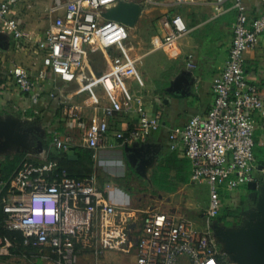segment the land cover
I'll use <instances>...</instances> for the list:
<instances>
[{
    "label": "built area",
    "instance_id": "built-area-1",
    "mask_svg": "<svg viewBox=\"0 0 264 264\" xmlns=\"http://www.w3.org/2000/svg\"><path fill=\"white\" fill-rule=\"evenodd\" d=\"M153 4L154 0H54L57 16L45 37L35 45L41 53L42 68L34 78L30 71L15 66L9 75L24 94L36 89V80L50 76L70 82L84 69L87 57L102 51L110 57V69L99 77V84L112 96L110 104L96 102L94 113L83 133L86 148L112 152L144 142L160 128V115L148 112L141 97H132L124 80L135 76V61L123 50L130 28L107 20L103 13L119 2ZM190 0H176L185 4ZM232 1L237 10L233 37L225 67L213 79L214 103L205 116H194L186 125L174 127L169 134L171 149L182 146L191 163V181L207 183L210 200L203 214V226L187 218L161 212L142 213L120 207L110 197L112 185L101 184L95 174L76 179L57 160L42 163L25 161L8 180H0V200L8 230L20 232L24 245L43 252L49 264H77L81 252H137L136 264H226L227 256L215 237L212 224L221 216L223 199L251 183H264L255 148L253 116L264 113V100L257 85L246 75L245 53L254 49L264 34V14L250 18L243 0H213L217 15ZM18 0L0 2V32L10 33L17 46L29 42V34L12 17ZM162 34L153 37L154 49L177 42L188 32L180 15L161 19ZM123 96V97H122ZM123 99V100H122ZM134 103V104H133ZM134 113L138 123L126 132L109 134L110 118L121 112ZM83 108L65 104L63 117L79 121ZM55 147L69 152L70 139L53 137ZM136 147V146H135ZM141 225L137 243L132 234ZM15 243L0 239V256L10 257Z\"/></svg>",
    "mask_w": 264,
    "mask_h": 264
},
{
    "label": "crops",
    "instance_id": "crops-1",
    "mask_svg": "<svg viewBox=\"0 0 264 264\" xmlns=\"http://www.w3.org/2000/svg\"><path fill=\"white\" fill-rule=\"evenodd\" d=\"M212 1L190 0L185 4H178L176 0H154L152 5L145 4L146 9L132 30L139 28L140 31L144 26H147V22L144 21V13L149 7L148 11L151 14L155 15L158 11L161 13L158 17L159 20L152 21L155 24L152 30L154 32L146 35L147 32L144 33L141 30L142 39L137 38L138 36L135 34V41L132 42L129 38L125 42V45H130V48H125L124 44L117 48V53L120 54L123 50L127 55L125 57L135 61V76L124 80L127 94L132 97H141L149 113L160 115L159 130L152 133L146 141L135 145L138 148L145 147L149 152V156L144 154V157L153 158L151 163L141 169L142 175L151 176L153 185L155 178L163 180L166 188L161 189L156 186L160 191L159 197L162 200H172L173 204L177 196L180 197L183 191L186 193L189 186L195 183L191 181V163L185 158L182 146L176 150L171 149L170 131L174 127L186 125L194 116L207 115L212 108L214 103L213 79L225 67L232 43L233 24L237 10L233 7L232 1H228L225 5V13L217 15ZM242 4L250 18L264 14V0H243ZM53 8L54 0H18L12 17L30 36V41L21 42L20 47L17 46V41L10 33L0 32V117L17 119L28 135L27 149L18 152L11 148L0 153V172L5 169L7 161L14 160L17 155H23L22 160L10 172L11 176L25 161L34 163L48 161L50 149L45 148V145L47 146V143L52 139L51 147L55 149L53 142L55 135L70 139L69 152H65L67 153L66 157L76 160L77 152L89 150L85 146L83 133L94 113L96 106L94 104L99 102V105L103 106L110 104L113 100L110 93L99 84V77L109 71L111 60L102 51L91 53L86 59L83 71L72 81L64 82L54 76H50L46 81L36 80L37 89L31 94L22 93L9 75V71L13 67L22 66L30 71L34 78L37 77V72L42 68V54L37 52L35 45L45 37L54 19L62 13V11ZM174 15H180L185 20L188 32L172 45L158 50L152 47L149 49L146 45L147 51L136 54L141 49L142 43L151 46L153 37L162 34L161 19ZM144 35H146L145 38H143ZM144 39H147L148 43H145ZM132 51L135 53L132 54ZM97 54H101V59H94V55ZM153 56H155L153 59L147 61ZM245 60L247 79L257 85L264 100V34L260 37L258 45L245 53ZM83 78L90 81L83 83ZM85 97H90L92 100L82 104L81 100ZM65 104L81 106L84 111L82 119L79 121L65 119L62 113ZM42 116L47 120L46 123L30 122L35 118L41 119ZM253 118L255 145L260 149L259 151L264 153V113H257ZM48 120H50L49 123ZM108 122L109 134L113 138L115 133L126 132L133 128L138 123V117L134 111H124L114 118H110ZM44 127L51 128L49 134ZM77 129L82 133V142L80 143L75 142L71 135ZM44 130H46L44 136L47 138L50 136V139L41 136L45 132ZM39 143H41V149L38 147ZM70 148H73L74 151L70 152ZM127 149L122 148L112 152L123 155L131 153ZM101 153L99 152L98 155ZM256 159L259 165L264 166L260 164L264 160V156H256ZM94 160L96 166L97 158ZM138 161L140 162V159ZM155 164L156 166L159 164L157 169L153 167ZM162 167L167 170L162 171ZM5 174H8V171ZM94 174L97 176L96 172ZM157 174L158 177H155ZM172 189L174 191L171 192ZM189 193L192 196L193 192L189 190ZM250 193L251 190L247 186H242L236 192L226 195L223 199V206L228 209L229 213H224V215L221 213L219 218L223 220L218 218L217 221L226 226L239 225L243 219L241 215L243 209L248 210L249 204H253L249 199ZM110 197L112 202L120 207L135 209L132 207L129 195L122 189L112 188ZM226 198L227 200H225ZM192 200L185 203L191 210L194 207ZM170 203L166 202V204ZM224 204H227L228 207ZM174 205V208L171 209L173 212H170V205H164V202L153 211L187 217L186 214L177 212L179 206L183 205L182 200H177ZM236 209H239L238 213H236ZM203 214L204 212L200 216L202 222H204ZM17 256L33 259L31 264H47L42 261V255L29 257L27 254L18 255L14 249L10 257L0 256V264H16V261L20 260ZM186 259H182L183 264H187ZM99 262L101 261L99 260Z\"/></svg>",
    "mask_w": 264,
    "mask_h": 264
},
{
    "label": "rangeland",
    "instance_id": "rangeland-1",
    "mask_svg": "<svg viewBox=\"0 0 264 264\" xmlns=\"http://www.w3.org/2000/svg\"><path fill=\"white\" fill-rule=\"evenodd\" d=\"M147 5H152V4H147ZM148 10H149V7L144 13V19H145L144 21L147 22V26H144V28L141 29L144 33L147 32L145 33L146 35L150 34L151 32L152 33L154 32L152 30L155 24H153L152 21L159 20L158 17L161 15L159 11L157 12V14L153 15V13L151 14L150 11ZM141 30L139 31V28L135 30L131 29L130 30V41L132 42L135 41L134 40L135 34H137L138 36L137 38L140 37L142 39ZM146 35H144L143 38H145ZM144 40H145V43H148L147 39H144ZM146 45L149 49L150 47L154 48L153 40L151 41V46L149 44L143 45L142 43L140 45L141 49L136 54H142L143 52L147 51L148 48L146 47ZM124 47L130 48V45H125ZM159 49H162V48H159ZM133 53L135 52L132 51V54ZM135 57H137V55H135ZM154 57L155 56H153L150 59H147V61H150ZM94 59L96 60L101 59V54L94 55ZM108 67L109 66L107 64V69ZM85 81L89 82L90 80L89 79L85 80V78H83L82 82L84 83ZM90 97L89 98L85 97L82 100L81 98H79V100H81L82 104H86L90 100H92L90 99ZM46 121L47 120L44 119V116H42L41 119L35 118L31 120L30 122H36V124H44L46 123ZM49 121L50 120H48V123ZM44 128H46L47 133L48 132L50 133L51 128L50 129L48 127H44ZM46 130H44L45 132L41 136L45 135ZM71 135L73 136L75 142L76 141L78 143L82 142V133L80 130L77 129L76 131L71 133ZM44 138H47V137L44 136ZM48 138L50 139V136H48ZM158 165L159 164H157L156 166L155 164V166L153 167L157 169ZM95 168H96L95 172L101 184L110 183L113 186V189L119 188V189L124 190V192L130 197L132 207L140 210L143 214L149 211H153L155 208L161 205L162 202H164V205H170V212H173L171 209L174 208L175 202L177 200L178 201L182 200L183 205L179 206V209H177V212L181 214H186L187 217L185 218L194 222L195 224H198L199 226H203V222L200 216L204 212L205 208L208 206L207 204L210 200V194H209L210 191H209V186L207 183L191 184L189 186V190L190 192L191 191L193 192L192 196H190L189 190H186V193L183 191L182 194H180L181 195L180 197L177 196L174 199L175 202L173 204L172 200H164V199L162 200V198L159 197L160 195L159 189H157L156 186L154 187V185L152 184L151 176H145V175H142L143 174L142 171L141 173L136 171V169L132 165L129 164L125 155L123 154H118V153H113V152L112 153H106V152L101 153L97 157ZM150 174H151V170H150ZM190 199H193L192 202L194 204V207L192 208V210L187 208L188 206L185 205V203H188ZM225 200H227V198ZM167 201L171 203L166 204ZM224 205H227V204H224ZM227 210L228 209L224 208L223 206V208L221 209L222 215H224V213L226 214L229 213ZM238 212H239V209H236V213ZM135 230L136 231L132 234L131 238L134 243H137L139 236H140L141 225H139ZM14 250L16 252V247L14 248ZM23 253H25V255L27 254L28 257L33 256V255L41 256L43 254V252L41 251H34L32 253H27V252H23ZM17 258H19L20 260L16 261V264H31L33 262V259H29V258L19 257V256H17ZM99 260L101 262H99ZM136 263H137L136 249H133L130 253H124V252H119V251H107V252L100 253V254H96L93 251L81 252L78 255V262H77V264H136ZM229 263L234 264L231 261H229Z\"/></svg>",
    "mask_w": 264,
    "mask_h": 264
},
{
    "label": "water",
    "instance_id": "water-1",
    "mask_svg": "<svg viewBox=\"0 0 264 264\" xmlns=\"http://www.w3.org/2000/svg\"><path fill=\"white\" fill-rule=\"evenodd\" d=\"M146 6L135 2H119L103 13L107 20L120 22L130 29L138 23ZM28 135L21 123L12 117H0V153L9 149L18 152L28 148ZM41 149V143L38 145ZM137 147V146H136ZM133 147L128 152L144 151L145 147ZM74 149L70 148V152ZM141 159V158H140ZM152 157H142L139 167L151 163ZM263 168V166H260ZM249 199L253 207L242 211L239 225L226 226L218 221L212 224L215 237L228 260L234 264H264V183H251Z\"/></svg>",
    "mask_w": 264,
    "mask_h": 264
},
{
    "label": "trees",
    "instance_id": "trees-1",
    "mask_svg": "<svg viewBox=\"0 0 264 264\" xmlns=\"http://www.w3.org/2000/svg\"><path fill=\"white\" fill-rule=\"evenodd\" d=\"M51 141L47 143V146L45 145V148L50 149V154L48 160H57L60 165L68 171L69 175L76 179H82V178H88L93 176L95 173V160H94V151L92 150H81L77 152L78 158L76 160H71L69 157H66L67 153L63 151H59L56 148L52 149L51 147ZM260 149L254 148L255 155L257 157L264 156V153L262 151H259ZM23 158V155H17L14 160L7 161L6 167L3 171L0 172V180H8L12 176L10 175V172L18 165ZM262 160V159H261ZM260 162V161H259ZM260 164L264 165V160L260 162ZM19 169V168H18ZM167 170V168L162 167L163 170ZM8 171V174H5V172ZM155 177H158V174L155 175ZM154 185L163 189L166 188L164 186V181H160V178L154 179ZM174 191L173 189L171 192ZM221 219V218H219ZM223 220V219H221ZM9 238L15 243L16 252L18 255L25 254L23 252L32 253L36 251L37 249H34L31 246H25L24 245V238L20 232L16 231H10L7 229L5 225V214L3 212V206L0 200V239ZM15 251V250H14ZM226 264H230L227 262Z\"/></svg>",
    "mask_w": 264,
    "mask_h": 264
},
{
    "label": "flooded vegetation",
    "instance_id": "flooded-vegetation-1",
    "mask_svg": "<svg viewBox=\"0 0 264 264\" xmlns=\"http://www.w3.org/2000/svg\"><path fill=\"white\" fill-rule=\"evenodd\" d=\"M144 154L149 156V152L146 151V149L144 151L133 152V153L131 152V153H126L124 155H125L127 161L129 162V164L132 165L136 169V171H138L139 173H141V169L142 168L139 167V163L140 162L138 160L140 158L142 159V157H144ZM252 207H253V204H249V206H248L247 209L252 208Z\"/></svg>",
    "mask_w": 264,
    "mask_h": 264
}]
</instances>
